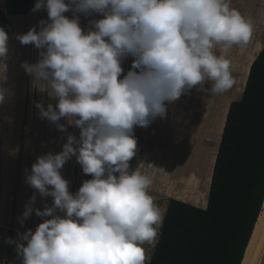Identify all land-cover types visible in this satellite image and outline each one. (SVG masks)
Segmentation results:
<instances>
[{"label": "clouds", "instance_id": "1", "mask_svg": "<svg viewBox=\"0 0 264 264\" xmlns=\"http://www.w3.org/2000/svg\"><path fill=\"white\" fill-rule=\"evenodd\" d=\"M38 10L47 12L39 30L16 39L38 49L39 59L21 67L56 103L34 105L59 131L67 132L64 118L80 132L25 168L35 191L17 221L23 227L34 213L42 222L5 242L21 264H146L144 246L154 244L163 216L149 193L152 179L130 165L134 128L165 118L167 103L193 88L211 97L232 89L228 53L251 41L252 20L230 0H36ZM81 14L100 18L85 29ZM8 40L0 27V58ZM73 157L91 176L75 193L61 171Z\"/></svg>", "mask_w": 264, "mask_h": 264}, {"label": "rangeland", "instance_id": "2", "mask_svg": "<svg viewBox=\"0 0 264 264\" xmlns=\"http://www.w3.org/2000/svg\"><path fill=\"white\" fill-rule=\"evenodd\" d=\"M35 3L36 0L34 5ZM230 6L252 20L253 35L245 48V54L251 60L259 54L258 51L264 44V0H230ZM0 8L5 10V0H0ZM65 15L71 17L72 13ZM7 18L5 32L9 36L8 53L6 57L0 58V89L5 90V99L0 103V264H21L15 246L6 243L5 239H15L18 231L34 229L42 222V218L36 217L34 213L24 221L23 227L17 221L24 205L35 191L25 183V168L30 171L37 156L49 151L60 152L67 135L71 133L79 137L80 130L61 118L60 123L67 127V132H61L55 124L46 118H40L34 102L42 101L46 108L49 103L55 105L56 100L51 98L48 91L42 90L38 82L21 67L25 61L30 64L37 62L39 50L32 44L22 45L16 36L26 33L34 26L39 30V21L47 19L46 10L32 11L25 15H7ZM98 18L100 17L96 15L81 14V27L86 29L90 20ZM132 60V57H128L122 62L124 74L131 68ZM240 69L238 65L231 67L232 73L239 72ZM234 78L237 81V76ZM232 89L211 97L210 94L193 88L179 99L166 102L165 118L157 117L148 127L134 128L137 149L130 165L133 169L139 166L152 179L149 193L163 217L170 198L181 199L183 196L184 201L190 203L196 199L197 189L194 186L182 188L179 182L183 180V175H189L195 170L196 150L207 144L202 118L205 114H209L211 118L218 114L226 116L230 102L242 97L241 89L236 95L234 87ZM61 171L63 177L70 182L69 190L72 193L78 191L83 180L91 178L82 172L75 157ZM45 200L51 206L52 198L47 197ZM44 202L37 195L35 207L43 210ZM161 226L154 244L144 246L146 264H149Z\"/></svg>", "mask_w": 264, "mask_h": 264}, {"label": "trees", "instance_id": "3", "mask_svg": "<svg viewBox=\"0 0 264 264\" xmlns=\"http://www.w3.org/2000/svg\"><path fill=\"white\" fill-rule=\"evenodd\" d=\"M34 1L5 0L0 27L7 15L31 13ZM263 204L264 44L242 97L229 104L207 206L170 198L149 264H242Z\"/></svg>", "mask_w": 264, "mask_h": 264}, {"label": "bare ground", "instance_id": "4", "mask_svg": "<svg viewBox=\"0 0 264 264\" xmlns=\"http://www.w3.org/2000/svg\"><path fill=\"white\" fill-rule=\"evenodd\" d=\"M262 47L263 46H261L258 53L261 51ZM245 48L246 46H233V48L228 53V58L231 60V67H237L238 65L241 68L239 72L233 73L234 76H237V81L234 86L235 95L238 93L239 89L243 91L249 74L250 66L257 56H254L250 60V57L245 54ZM232 56H234V58ZM215 116L216 115L211 118L209 114H205V117L202 118L205 122V141H207V144L199 147V149L196 150V158L194 160L195 170L192 171L189 175H183V180L179 182L180 185H182V188L184 186L187 188L194 186L197 189V194L195 196L196 199L193 203L194 205L199 207L207 206L213 166L215 163V158L226 119V116L223 115L218 114L217 117ZM182 192H184V190ZM180 200L184 201L185 199L182 196ZM253 231L254 232L247 246L242 264H259L260 258L264 251V204L262 212L258 218V221L255 225V229Z\"/></svg>", "mask_w": 264, "mask_h": 264}, {"label": "water", "instance_id": "5", "mask_svg": "<svg viewBox=\"0 0 264 264\" xmlns=\"http://www.w3.org/2000/svg\"><path fill=\"white\" fill-rule=\"evenodd\" d=\"M259 264H264V251H263L262 256L260 258Z\"/></svg>", "mask_w": 264, "mask_h": 264}]
</instances>
